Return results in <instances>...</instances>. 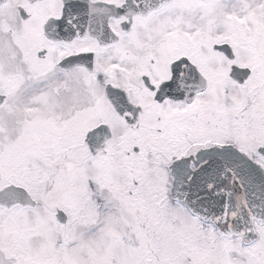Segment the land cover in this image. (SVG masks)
Masks as SVG:
<instances>
[{"label":"snow or ice","instance_id":"snow-or-ice-1","mask_svg":"<svg viewBox=\"0 0 264 264\" xmlns=\"http://www.w3.org/2000/svg\"><path fill=\"white\" fill-rule=\"evenodd\" d=\"M0 264H264V0H0Z\"/></svg>","mask_w":264,"mask_h":264}]
</instances>
